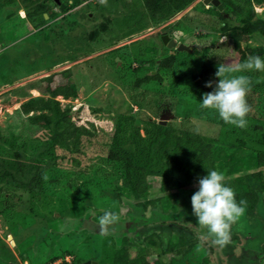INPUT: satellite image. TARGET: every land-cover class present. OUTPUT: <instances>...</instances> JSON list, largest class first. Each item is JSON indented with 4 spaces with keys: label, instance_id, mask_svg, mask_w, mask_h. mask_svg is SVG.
Listing matches in <instances>:
<instances>
[{
    "label": "rangeland",
    "instance_id": "obj_1",
    "mask_svg": "<svg viewBox=\"0 0 264 264\" xmlns=\"http://www.w3.org/2000/svg\"><path fill=\"white\" fill-rule=\"evenodd\" d=\"M233 1L239 6L245 3ZM108 3L105 7L94 0L64 13L61 7L53 6L42 28H35L26 18L19 2L0 11V129L6 138L0 141L4 155L0 156V172L9 171L8 180L13 182L0 183V264H62L65 260L68 264H85L87 260L145 264L144 260L135 262L142 258L151 264H170L172 260L174 264H264V208L263 203L256 206V196L233 227L232 243L221 249L202 239L203 230L192 215L188 190L176 203H169L170 194L160 192V180H156L140 201L125 187L118 188L120 196H115L109 186L97 183L103 179L100 168L104 164L95 148L86 163L64 162L55 171L48 165V157L41 156L43 142L20 135L28 117L21 116V104L47 94L28 89L29 96L20 97L11 95L10 90L34 82L44 87L45 78L71 68L78 93L69 98L58 96L57 100L78 115V125L95 127L101 137L113 135L116 113L133 116L142 129L147 121L160 122V115L168 113L165 109L169 108L178 117L166 125L178 131L202 134L219 147L244 142L248 150H264V75L257 79L256 116L247 117L246 129L225 124L214 111L200 109L203 94L192 79L205 57H215L218 65L238 63L242 52L249 57L248 49H264V36L240 40L237 23H230L231 29L223 33L221 25L225 21L204 0L194 1L170 20L159 23H151L140 13L131 18L130 10ZM255 15L264 19V6L255 5ZM107 16L111 18L108 22L104 20ZM101 25L105 31L99 28L95 33L94 28ZM169 30L175 40L192 51L175 52L165 46L160 33ZM92 31L99 34L94 42L89 40ZM223 36L238 39L240 51L233 48L234 40L230 44L227 39L223 41ZM171 56L176 58L172 68L146 64ZM157 70L162 83L134 86L139 78L157 74ZM55 82L60 84L61 78L56 76ZM15 136L17 147L12 149L9 142ZM9 150L19 153L21 168L7 164ZM43 168V183L39 185L34 179ZM244 171L250 175L253 170ZM138 203L144 206H136ZM253 209L255 212L249 214ZM105 210L119 213L117 225L122 228L114 226L110 234L101 235L98 220ZM88 213L92 214L90 218H86ZM129 217L130 229L136 223L139 231H123ZM91 226H96L94 231Z\"/></svg>",
    "mask_w": 264,
    "mask_h": 264
},
{
    "label": "trees",
    "instance_id": "obj_2",
    "mask_svg": "<svg viewBox=\"0 0 264 264\" xmlns=\"http://www.w3.org/2000/svg\"><path fill=\"white\" fill-rule=\"evenodd\" d=\"M56 1L60 4H57ZM83 1L0 0V11L19 2L26 10V18L35 28H42L48 22L45 19V14L53 6L61 7L64 13L82 6ZM194 1L196 0H108L110 3L121 6L124 11L130 10L131 18L134 14L140 13L141 17H149L151 23L170 20ZM221 3L224 13L221 14L217 9L216 11L221 17L220 19L225 21L221 25L223 33L231 29L230 23H237L240 27V34H238L240 40L248 41L251 36H264V19L257 18L255 15V5L264 6V0H245L242 6L237 5L233 0H221ZM87 17L88 14L85 15V18ZM62 19H65L64 15ZM110 19L109 16L104 18L106 22ZM74 24L72 22V25ZM106 24L109 23L103 25L106 26ZM103 25L95 27L94 32L96 33L99 28L100 31H105ZM93 33L89 34L91 42L96 41L99 37V34ZM233 40V48L240 51L238 39L234 38ZM171 50L176 52L177 49ZM247 51L251 56H261L264 49L257 47ZM247 57V53L242 52L239 62H243ZM159 61L158 63L150 60L146 61V64L157 66L158 69L172 68L176 58L171 56ZM216 66H218V62L215 57H205L200 71L192 75L196 88L201 94L213 90L205 87V84L210 80H217L215 77ZM135 71L137 70L135 69ZM247 74L251 76L253 82L252 90L248 96V103L252 107V112L248 116L250 117L251 115L256 116L254 111L259 97V81L257 79L264 73L251 72ZM72 75V70L69 68L61 74L45 78L47 84L44 87H40L37 82H34L26 87L10 90L11 95L20 97H28V89H38L43 94H47L46 97H33L21 104V116L28 115V117L20 135H27L43 142L45 147L40 148L45 149L41 156L48 157V165H51L53 170H60L64 162L72 165L86 163V157L92 155L95 148L98 158L104 164L100 168L103 179L97 183L109 186L115 196H120L117 194L120 191L118 188L130 189L136 200L140 201L141 197L146 196L149 189L153 188L155 181L160 180L159 190L162 193L170 194L169 203H176L185 190H188L192 196L198 190V177L207 175V170H218L225 175L226 184L235 190L237 201L245 199L248 208L254 195L257 200L256 206L259 205L258 203L260 205L263 203L264 208V150H248L244 142L238 146H215L211 139L202 134L188 130L178 131L156 121H147L146 126L141 129L135 124L133 116L123 113H116L113 116V135L109 138L101 137L97 134L98 129L95 127L88 128L78 125V115L73 114L71 108L64 109L61 102L57 100L58 96L69 98L77 95L78 87L73 82ZM56 76L61 78L60 84L58 82L56 84ZM151 81L162 83L163 78L159 75L158 70L157 74L150 73L144 78H139L134 86L139 88L143 83ZM11 138L9 143L13 149L17 147L18 137ZM5 139L1 135L0 129V141ZM9 152L7 164L11 168H21L22 162L19 153L12 150ZM0 156H4L1 148ZM45 170L46 168H43L41 174L34 179L39 185L43 183L40 179L44 176ZM244 170L253 171L248 175ZM77 173L80 172L77 171ZM236 174L237 176H235ZM10 176L9 171L0 172V183L11 185L13 182L8 180ZM73 180L76 181V178ZM84 184L86 185V182ZM135 205L144 206L139 203ZM136 206H133V209ZM254 212L253 209L249 214ZM91 215L88 213L86 218H90ZM129 222H131L130 217ZM132 224L136 225V223ZM95 227L91 226L93 231ZM143 260L145 264H150L147 259H140V261ZM62 264H68V262L65 260ZM125 264H130V262ZM170 264H174V261L172 260Z\"/></svg>",
    "mask_w": 264,
    "mask_h": 264
},
{
    "label": "clouds",
    "instance_id": "obj_3",
    "mask_svg": "<svg viewBox=\"0 0 264 264\" xmlns=\"http://www.w3.org/2000/svg\"><path fill=\"white\" fill-rule=\"evenodd\" d=\"M99 2L104 6L108 4V0ZM251 72L264 73V58L255 55L243 62L220 63L215 72L218 80L205 84L213 90L203 94L200 109L214 111L225 124L246 129L247 117L252 112L248 96L253 82L247 74ZM191 206L192 215L203 230L202 239L221 249L232 243L233 227L240 223L247 211V201H237L235 190L226 184L225 175L218 170H207V175L198 177V190L191 196ZM119 222L118 212L105 210L98 220L100 234H110Z\"/></svg>",
    "mask_w": 264,
    "mask_h": 264
},
{
    "label": "water",
    "instance_id": "obj_4",
    "mask_svg": "<svg viewBox=\"0 0 264 264\" xmlns=\"http://www.w3.org/2000/svg\"><path fill=\"white\" fill-rule=\"evenodd\" d=\"M212 3L216 7H218L220 10H223V6L220 2V0H204V4ZM51 10L48 11V13L45 14V18H48L49 13ZM162 42L165 46H167L169 49H177L180 52L186 51L191 52L192 49L189 46L184 45L182 42H177L174 38H172V34H167L165 36L161 37ZM223 41L228 40L230 44H233L232 38H227L226 36L222 37ZM178 116L174 112H168L165 114L160 115V122L162 125H166L168 120H175ZM126 225V224H125ZM118 227V226H115ZM114 227V228H115ZM11 245L15 246V241L13 239H10ZM18 251V249H16ZM13 264V263H11ZM85 264H98L96 261H87Z\"/></svg>",
    "mask_w": 264,
    "mask_h": 264
},
{
    "label": "flooded vegetation",
    "instance_id": "obj_5",
    "mask_svg": "<svg viewBox=\"0 0 264 264\" xmlns=\"http://www.w3.org/2000/svg\"><path fill=\"white\" fill-rule=\"evenodd\" d=\"M58 3H59V2H58ZM209 6H211L213 10H214V9H215V10L217 9L219 12H221V14L224 13V12H223V11H224V8H223V10H220L218 7H216V6L213 5L212 3L207 4V7H208V8H209ZM211 7H210V8H211ZM208 10H209V9H208ZM160 34H162L161 37H162V36H165V35H167V34H172V38H174V37H173V31H172V30H169L167 33L162 32V33H160ZM176 41H177V42H181V41H178V40H176ZM165 110H166L167 112H168V111L171 112V110H170L169 108H167V109H165ZM164 112H165V111H164ZM129 224H130L129 221H127V222H126V225L124 226V230H123V231L127 230V232H129V231H128V230L130 229V228H129ZM150 224H151V223H150ZM116 226H118V225H116ZM119 228H122V227L119 226L118 229H119ZM132 229H133V231H134V230L139 231V228H138L136 225H134L133 228H131L130 230H132ZM118 231H119V230H118ZM123 231H122V232H123ZM114 232H116V231H114ZM155 232H156V231H155ZM159 232H160V231H159ZM156 233H157V232H156ZM161 235L163 236L162 233H161ZM134 241H137V240L133 239L132 242H134ZM140 242H141V241H140ZM137 243H138V242H137ZM142 243H143V242H141L140 244H142ZM163 243H164V242H163ZM163 248H164V247H163ZM164 249H165V248H164ZM125 259H128V258L126 257ZM135 259H139V258H135ZM87 261H91V260H87ZM137 261H140V259H139V260H136L135 262H137ZM148 261H149V260H148ZM184 261H185V262H184ZM183 262H184V263H189L188 260H187V261H186V260H183ZM149 263L151 264L150 261H149Z\"/></svg>",
    "mask_w": 264,
    "mask_h": 264
},
{
    "label": "built area",
    "instance_id": "obj_6",
    "mask_svg": "<svg viewBox=\"0 0 264 264\" xmlns=\"http://www.w3.org/2000/svg\"><path fill=\"white\" fill-rule=\"evenodd\" d=\"M89 2H92V3H93L94 0H84V1H83V4H88Z\"/></svg>",
    "mask_w": 264,
    "mask_h": 264
}]
</instances>
